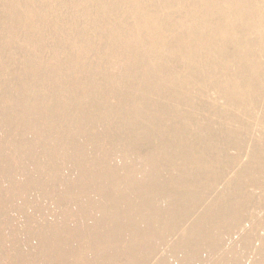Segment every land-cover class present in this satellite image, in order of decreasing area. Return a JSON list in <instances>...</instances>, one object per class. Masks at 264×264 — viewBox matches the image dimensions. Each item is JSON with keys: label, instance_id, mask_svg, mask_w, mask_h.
I'll list each match as a JSON object with an SVG mask.
<instances>
[{"label": "bare ground", "instance_id": "bare-ground-1", "mask_svg": "<svg viewBox=\"0 0 264 264\" xmlns=\"http://www.w3.org/2000/svg\"><path fill=\"white\" fill-rule=\"evenodd\" d=\"M0 264H264V0H0Z\"/></svg>", "mask_w": 264, "mask_h": 264}]
</instances>
